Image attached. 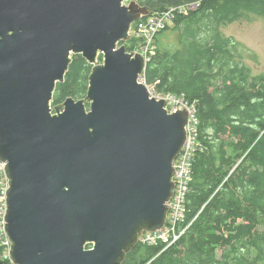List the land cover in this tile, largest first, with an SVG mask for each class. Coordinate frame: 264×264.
I'll use <instances>...</instances> for the list:
<instances>
[{"label":"water","instance_id":"water-1","mask_svg":"<svg viewBox=\"0 0 264 264\" xmlns=\"http://www.w3.org/2000/svg\"><path fill=\"white\" fill-rule=\"evenodd\" d=\"M0 0V160L13 264H122L166 223L189 111L140 82L138 1ZM75 54L86 97L53 105ZM103 55V62L99 57Z\"/></svg>","mask_w":264,"mask_h":264},{"label":"trees","instance_id":"trees-1","mask_svg":"<svg viewBox=\"0 0 264 264\" xmlns=\"http://www.w3.org/2000/svg\"><path fill=\"white\" fill-rule=\"evenodd\" d=\"M137 1L151 13L201 3L157 34L156 53L143 75L156 92L194 105L197 142L178 226L186 231L166 249L139 239L122 264H264V73L254 74L238 42L219 33L241 8L264 13V0ZM170 32L169 38L176 34L169 43L163 36ZM135 39L120 45L132 52ZM92 69L82 54L73 55L53 105L86 97ZM5 250L0 239V264H12Z\"/></svg>","mask_w":264,"mask_h":264},{"label":"built area","instance_id":"built-area-1","mask_svg":"<svg viewBox=\"0 0 264 264\" xmlns=\"http://www.w3.org/2000/svg\"><path fill=\"white\" fill-rule=\"evenodd\" d=\"M200 1L182 3L177 6L169 7L163 11H157L153 14L140 19L133 24L131 32L139 40V47L135 48L132 53H140L144 58L146 65L150 58L156 53V36L157 34L173 23L174 18L178 15L188 14L200 7ZM103 62L102 60H100ZM140 82L146 84L143 77ZM149 88L151 97L157 100L167 99L165 105L169 113H175L180 109H187L190 113L187 123V140L181 153L175 159V174L173 177L175 188L174 194L168 203L169 212L163 228L156 232L144 231L139 239L144 244H165V248L171 246L186 231V228L179 230L178 226L185 218L186 213V195L189 190L191 181L192 157L196 149L197 142V117L194 105H189L183 96L173 93H158L154 86L146 84ZM0 239L5 246V256L11 259V242L6 231L5 216L7 213V192L10 187L9 178L6 174V163L0 160ZM13 264V262H12Z\"/></svg>","mask_w":264,"mask_h":264},{"label":"rangeland","instance_id":"rangeland-1","mask_svg":"<svg viewBox=\"0 0 264 264\" xmlns=\"http://www.w3.org/2000/svg\"><path fill=\"white\" fill-rule=\"evenodd\" d=\"M137 0H126V4ZM172 27L174 24L171 25ZM219 33L225 38L238 42V49L243 54V62L251 68L254 74L264 73V13L253 9L241 8L227 20L226 25L219 28ZM176 34V33H175ZM172 33L163 38L174 40ZM137 47L139 40L135 39ZM131 44V41L129 42ZM120 45V44H119ZM103 56V55H102ZM103 61V60H102Z\"/></svg>","mask_w":264,"mask_h":264}]
</instances>
